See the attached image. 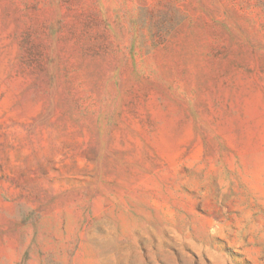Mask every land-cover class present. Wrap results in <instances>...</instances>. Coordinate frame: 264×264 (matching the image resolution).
I'll return each mask as SVG.
<instances>
[{
	"label": "rangeland",
	"instance_id": "rangeland-1",
	"mask_svg": "<svg viewBox=\"0 0 264 264\" xmlns=\"http://www.w3.org/2000/svg\"><path fill=\"white\" fill-rule=\"evenodd\" d=\"M0 264H264V0H0Z\"/></svg>",
	"mask_w": 264,
	"mask_h": 264
}]
</instances>
